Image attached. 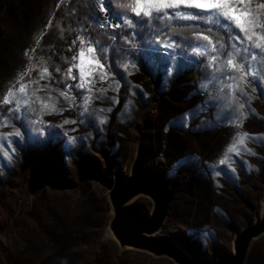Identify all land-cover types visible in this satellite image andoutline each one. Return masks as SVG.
<instances>
[{"label": "rangeland", "instance_id": "obj_1", "mask_svg": "<svg viewBox=\"0 0 264 264\" xmlns=\"http://www.w3.org/2000/svg\"><path fill=\"white\" fill-rule=\"evenodd\" d=\"M122 2L113 0L111 7L126 13ZM96 17L110 18L97 0H0V44L14 55L10 67L0 64V123L9 120L0 134L14 127L22 132L0 135V264H178L122 246L113 235L112 186L131 177L139 159L145 174L173 193L154 239L180 246L200 263L234 255L238 235L264 210V78L248 77L234 89L225 87L232 81L206 79L212 69L195 63L204 57L183 47L197 31L182 26L191 22L133 35L137 30L124 24L101 27ZM54 29L59 50L45 45ZM238 34L230 28L221 39L238 44ZM90 41L107 47L109 73L105 81L95 74L91 94L75 87L79 69L72 72L77 80L67 75L79 63L72 57L81 48L87 52ZM170 43L177 47H163ZM181 52L193 59L183 62ZM177 64L179 71L170 67ZM21 84L26 93L15 96L29 104L21 105L15 120L17 110L9 111L13 105L3 97ZM61 91L70 93L67 102ZM41 100L63 111L50 113ZM205 102L208 111L198 118L184 115ZM28 108L35 111L26 115ZM131 205L148 215L155 210L144 194ZM245 264H264V234L253 241Z\"/></svg>", "mask_w": 264, "mask_h": 264}, {"label": "snow or ice", "instance_id": "obj_2", "mask_svg": "<svg viewBox=\"0 0 264 264\" xmlns=\"http://www.w3.org/2000/svg\"><path fill=\"white\" fill-rule=\"evenodd\" d=\"M97 3L102 11L110 13L109 20L102 21L101 18L96 17L101 27L105 23H108L112 28H119L121 24H124L137 30L132 33L133 35L140 34L139 29L143 28L155 27L162 31L170 28L173 22L177 25H180L181 22H191L182 26L192 27L197 31L192 33L191 38L183 47L190 49L198 56L204 57L203 60L196 59L195 63L198 65L206 64L207 67L212 69L211 74L205 77L210 79L211 82L224 84L225 81H232V83L225 84V87L234 89L240 88L241 82L249 83L248 77L264 78V0H259V3H256L255 6H253V0H124L119 4V7L127 9L128 12L126 13L117 12L114 7H111L113 0H107L110 6L108 8H105V0H97ZM129 13H131L130 16ZM111 21L115 22L112 23ZM230 28L238 30L239 34L234 37L235 41L239 42L238 44L227 43L221 39V35L227 34ZM79 39L83 43L84 38L79 37ZM163 47L174 49L177 45L170 43L164 44ZM107 54V47L101 41H90L87 52L81 48L79 55L72 57L74 61L79 60V63L70 65L67 69V75L70 79L77 80V76H74L72 72L73 69H79L80 76L79 82L75 85L76 88L86 89L87 93L91 94L93 92L92 85L96 78L95 74L98 73L100 81H105L108 78L109 73L105 70L108 62ZM168 55L174 58L177 53L170 52ZM179 55L185 63L193 59L184 52L179 53ZM85 61L88 65L87 72L84 70ZM170 67H175L176 71L180 70L179 64L170 65ZM56 71H59V69H56ZM44 72H48V69L45 68ZM22 78L23 76H21ZM116 83L119 84L118 81ZM72 87L71 84L67 85L69 89ZM199 87L206 89L207 85L202 83ZM26 88V84H21L19 89L9 88L7 94L3 97V102L13 105V108L9 111L17 110V115L13 117L15 120L21 119L19 113L21 105L29 104L27 98L18 99L15 93L17 91L26 93ZM240 90L243 93V89ZM98 91L103 94L105 90L99 89ZM60 95L67 102L70 93L61 91ZM37 99L40 98L37 97ZM40 102L44 109H47L50 113L63 111V109H57L55 104L50 105L48 101L41 100ZM87 102L88 100L85 101V103ZM109 102H111V99ZM69 106L72 105L69 104ZM239 108H244V105L240 104ZM34 111L28 108L25 114ZM101 111H111V108L101 109ZM207 111L208 102H205L203 105H196L193 110L184 115H191L193 119H196L201 113ZM65 123H69V121L66 120ZM71 123H76V121H71ZM184 123L186 124L187 121L185 120ZM8 124V118L3 117L0 126L6 127ZM0 135L22 137V132L20 128L14 127L13 132ZM239 135L243 138L249 137L250 134L243 132ZM242 138L240 139L241 144L244 143ZM72 139L76 138L72 137ZM233 150L234 144L228 148V151ZM246 150L248 152L252 151L251 149ZM3 154L10 158L8 152L5 151Z\"/></svg>", "mask_w": 264, "mask_h": 264}, {"label": "water", "instance_id": "obj_3", "mask_svg": "<svg viewBox=\"0 0 264 264\" xmlns=\"http://www.w3.org/2000/svg\"><path fill=\"white\" fill-rule=\"evenodd\" d=\"M111 200L115 210L112 223L113 235L122 246L149 251L157 256H168L178 264H245L253 241L264 234V210L262 217L245 228L236 240V253L220 258L213 263L193 260L180 246L159 242L154 239L169 216L173 193L147 176L139 159L131 177H120L115 185ZM150 196L155 202L152 215L129 203L137 196Z\"/></svg>", "mask_w": 264, "mask_h": 264}, {"label": "trees", "instance_id": "obj_4", "mask_svg": "<svg viewBox=\"0 0 264 264\" xmlns=\"http://www.w3.org/2000/svg\"><path fill=\"white\" fill-rule=\"evenodd\" d=\"M59 22V21H58ZM58 33V30H56V29H54L53 30V32L52 33H50V35H49V37L48 38H46V43H45V45H51V46H54L56 49H61V47H60V45H59V43L60 42H58L57 40H56V37H57V34ZM0 43H1V41H0ZM9 44V41H6V45H8ZM61 44H62V46H64V47H66V45H67V42H65V41H61ZM3 52H5V56H4V58H7L8 60H4V61H2L1 59H0V64H4V65H6L7 67H10V65H12L13 64V62H14V60H13V51L12 50H10L8 47H2L1 46V44H0V56L1 55H3ZM57 254V256L58 257H61V252H59V250H57V251H55Z\"/></svg>", "mask_w": 264, "mask_h": 264}, {"label": "bare ground", "instance_id": "obj_5", "mask_svg": "<svg viewBox=\"0 0 264 264\" xmlns=\"http://www.w3.org/2000/svg\"><path fill=\"white\" fill-rule=\"evenodd\" d=\"M132 203H133V200L129 203V205L132 204ZM261 217H262V215H261ZM111 235H112V234H111ZM262 236H263V235H262ZM260 237H261V236H260ZM260 237H259V238H260ZM257 239H258V238H257ZM255 240H256V239H255Z\"/></svg>", "mask_w": 264, "mask_h": 264}]
</instances>
